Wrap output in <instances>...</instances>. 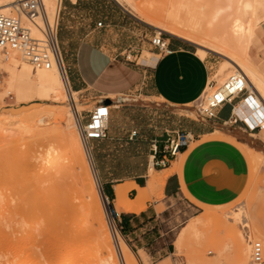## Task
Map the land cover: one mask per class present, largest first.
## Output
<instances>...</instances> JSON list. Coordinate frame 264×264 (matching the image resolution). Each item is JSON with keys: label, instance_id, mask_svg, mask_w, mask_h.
<instances>
[{"label": "rangeland", "instance_id": "obj_1", "mask_svg": "<svg viewBox=\"0 0 264 264\" xmlns=\"http://www.w3.org/2000/svg\"><path fill=\"white\" fill-rule=\"evenodd\" d=\"M64 1L62 0V5ZM229 3L230 0H132L133 7L132 9H128L139 17L137 18L129 11L139 25L135 24L136 28L125 30V34L127 33L131 36L129 40L133 46L121 57L136 63L139 62L141 54L144 57L151 56L150 51L157 50L152 44V39L156 35L159 36L162 33L163 38H166L168 35L174 36L165 31L159 33L157 28V26L166 27L171 17L185 20L188 19L187 17H192L194 20L200 22L201 25H204L208 22L209 17L217 15V19H215L216 32H222L226 27L225 24H228V21H230L229 15L233 14L236 9V4L232 2L230 3L231 7L228 8ZM12 11L13 8L11 6ZM259 16L262 18L264 24V10L260 11ZM225 20L227 23H225ZM144 21L148 22V24ZM137 34H141L139 37L141 38L139 54L136 51L138 49L136 47ZM260 38L264 39V32L260 34ZM84 41L85 38L79 30L78 36H74L73 43H69L67 46L70 57L74 56L79 45L84 43ZM196 47H198V54L202 58H208L211 71L210 80L212 82L210 86L214 89L221 86L219 78L216 77H220L221 73L219 72L224 68L223 66L228 65L227 58L223 54L199 45ZM137 54L138 56H136ZM8 56L14 58L12 65L19 69V76L17 79L14 78L10 69L0 65V184H3L0 186L1 188L4 187L5 191L3 192V189L0 188V192H2L0 204L3 202V206H8L6 209H10L11 207L12 211L14 210V212L19 213L22 202L21 198L26 196L25 200L30 201L31 194L35 190V187L32 188L29 185V174H31L33 180H35L33 176L38 174L41 177L40 182H42L45 178L42 177V168L45 169L44 158L47 156L49 147L58 146L59 142L57 143L56 139L51 140L52 137H49L48 133L40 132L36 137L31 132L24 133V128L21 129L23 126L18 125V122L14 123L15 121H20L21 123L31 125L34 129L40 126V131L50 132L52 129L55 130L58 124H64L68 109L66 107L70 108V105L67 102L66 86H64L63 89L67 97L66 101L64 103H54L56 105L55 113L53 116H49L48 113L51 110L49 99H53L52 96H49L51 86L59 85V83L63 84L60 72H50V69L35 71L31 65L21 59V56L19 57V55L16 56L14 54ZM66 65L68 67L67 62ZM23 73L25 74L23 75ZM230 75L231 73L226 75L224 80L226 81ZM33 81L36 86H32ZM139 93V91L130 92L129 95L122 96L130 98V101L121 102L118 98H115L113 99L114 102L110 104H118L119 106L111 107L109 138L103 140L93 150L95 167H93L84 149L86 159L88 158V165L90 164L91 174L95 180L106 225L114 237L113 248L114 252H116L117 263L111 258H107V264H122V261L119 259L117 253L115 240L117 235L114 236L111 229V219L100 187L101 180L105 174L120 178L145 171L150 155L153 152L151 150L154 143L153 140L156 137L161 138V134L167 129H178V124H180L178 120L196 118L198 115L197 106L200 105V102L197 101L189 106H185L184 109L191 111V113H188V117H180L179 113H175L173 109L156 108V106L145 104L144 101H141L142 99L137 97ZM77 95L83 98L81 110H90L91 107L84 103L99 98L98 94H91L87 91L74 94V97ZM187 111L179 112L187 114ZM77 123L75 121V129L80 136ZM133 130L137 131L133 140L134 142L129 139L130 132ZM171 134L172 138H174V133ZM218 136H224L235 142L248 158L250 176L244 192L234 202L221 206H210L197 202L191 198L187 191V195L179 193L172 198H165L156 194V198L159 199L160 204L159 211L162 213L146 229L151 232L154 231L148 240H164L163 244L167 249V256L175 259V264L264 263V255L262 260H253L251 256L252 242L260 241L264 252V153L227 137L219 130L212 135V137ZM33 156H36V158H33ZM183 158L184 155L181 154V160L174 164V168L177 171L181 169ZM79 177L83 180L85 173L82 171ZM2 178L6 180L4 181ZM149 182L147 184L148 187ZM49 189L50 187L47 183L42 193L47 194ZM159 189L158 187H149L150 195ZM4 193H6L7 197L4 196ZM2 194L4 195L2 196ZM73 194L72 190L59 192L54 201L59 207L60 222L63 225L70 224L72 233L64 234L61 231V233L55 237H51V239L34 241L21 237V234H11V229L7 227L6 250L9 252L8 257L20 259L19 264H49L50 261H54L55 264H69L74 254L69 255L67 240H74L79 235V232L88 226L86 211L83 209L78 198H72V200L75 206L81 207V211L79 210L80 212L74 217L69 212L71 208L69 196L75 197L76 194ZM238 208L246 213L245 215H247L250 224L254 228L253 231L244 227L240 220L230 214ZM44 226L45 224L42 223L37 227L42 229ZM101 231L103 233V229ZM150 249L152 250V248ZM91 252H88L89 258L93 260L90 259V262L87 261V264H98L100 256L95 255V251L90 254ZM14 254H18L20 258H16L17 256H13ZM134 254L138 264H142L140 257L136 253ZM107 255L108 251L106 250L103 254L104 258L108 257ZM96 256L99 258L98 261H96L97 258L94 259ZM142 256L144 264H151L147 260L146 255L142 254ZM170 259L169 264H171ZM18 260H15V263L19 262Z\"/></svg>", "mask_w": 264, "mask_h": 264}, {"label": "crops", "instance_id": "obj_2", "mask_svg": "<svg viewBox=\"0 0 264 264\" xmlns=\"http://www.w3.org/2000/svg\"><path fill=\"white\" fill-rule=\"evenodd\" d=\"M60 8L58 39L68 64L70 82L75 92L98 94V99L92 98V101L84 103L91 109L106 100L112 104L115 98L139 91L137 97L145 104L173 109L180 117H188V113L182 114L179 111H187L184 107L197 102L212 85L208 58H202L198 54L197 45L176 36L164 37L168 45L164 52L150 51L152 55L147 57L141 54L136 63L122 58L121 55L133 46L129 40L131 36L125 34V30L136 28L134 25L139 23L130 14L133 12L117 0H65L63 5L61 2ZM100 22L101 26L98 25ZM79 30L85 41L79 45L74 56L70 57L67 46L73 43ZM141 34H137L136 38L138 54ZM250 55L264 74V39L252 46ZM32 86H36L34 81ZM250 86L253 85L249 84L247 91L219 108L215 118L206 119L197 115L190 120H178V129H167L161 134V138L156 137L145 171L120 178L104 175L101 184L105 194L121 214L122 235L133 252L140 257L142 264V254L147 256L151 264H169L170 258L171 264H175V259L167 256L164 240H148L154 231L146 229L162 213L159 211L160 204L156 194L172 198L179 193H188L193 200L202 204L221 206L234 202L244 192L250 176L246 154L232 140L212 135L219 130L227 137L264 153V128H249L245 119L249 118L255 124L256 118L238 109L239 106L246 105L253 108L254 106L245 102L246 97L252 95L256 101L260 100L264 112L263 95L256 87ZM134 132L137 134L133 130L129 135L132 141L136 136ZM171 133L175 137L177 133H188L192 138L189 145L175 157L167 152L172 139ZM102 141L94 140L93 148ZM181 154L184 158L181 169L177 171L174 164L181 160ZM163 159H169L164 167L158 165ZM151 168L158 175L166 174L167 177L164 185L147 198L145 208L137 211L118 206V186L134 181L135 184H130L126 190L128 198L134 201L139 194V187H146L151 179ZM247 221L249 222L248 218ZM249 225L253 231L250 222ZM164 252L166 253L162 254Z\"/></svg>", "mask_w": 264, "mask_h": 264}, {"label": "bare ground", "instance_id": "obj_3", "mask_svg": "<svg viewBox=\"0 0 264 264\" xmlns=\"http://www.w3.org/2000/svg\"><path fill=\"white\" fill-rule=\"evenodd\" d=\"M20 1L22 0H0V13L12 15L14 12H11V6L12 8H14L15 5H18ZM117 1L127 8L132 9L133 7L132 0ZM44 2L50 14L56 12L55 14L51 15H57L59 13L61 9L60 6L62 0H44ZM231 2L236 4L235 12L229 15L230 21H228V24H225L226 27L220 33L216 32L215 27V19H217V15L209 17L208 22L204 25H201L200 22L194 20L192 17H187L191 21H188V19L185 20L178 17H171L169 19V24L166 27L157 26L158 32L161 33V31H165L169 34L187 40L191 43L197 44L203 48L223 54L227 58L226 61L228 65L223 66L224 68H222L219 72L221 73V75L219 74L220 77H216L219 78V84H223L225 82L224 78L226 77V75L230 73L235 74L238 71H243L249 83L256 87L258 90H260V94L263 95V98L264 74L254 63L250 55V50L252 46L256 45L257 42L261 40L260 34L264 32L263 20L259 16L260 11L264 10V0H230V3ZM230 3L228 5V8L231 7ZM225 23H227V21ZM11 54L18 56L16 53ZM8 55H0V65L10 69L12 72V76L17 79V77L19 76V69L12 65L14 58ZM57 71L59 70L56 67L50 68V72ZM24 72H26V70H24ZM64 86H66L64 78L63 84L59 83V85L56 84L51 86L49 96H52L53 99H49V102H51V110L48 113L49 116H53V114L55 113L56 105L54 103H64L67 97V102L68 100H70L69 95L67 94V97L65 95L63 89ZM65 88L67 93V86ZM213 90L214 88L209 86L206 92L203 94L202 99L208 98ZM74 94H78V92H75L74 90ZM82 99L83 98L78 95L75 96L73 99V102L79 111L81 110V104L83 102ZM257 101L258 103H260V100L257 99ZM260 105L261 106L259 108H250L247 105L239 106L238 109L244 112L245 114H252L256 118V121L262 126V128H264V112H262L261 109L262 103H260ZM66 108L68 109L66 111V118L64 119V126L58 124L57 128L55 130L52 129L53 131L51 130L50 132L40 131V126L38 127L37 125L36 126L38 127V129H36L37 127L34 129V127L32 128L31 125L21 123L20 121H15L14 123L16 124L18 122V125L23 126L21 127V129L24 128V133L31 132V134L35 137L40 134V132L48 133V136L52 137L51 140L56 139L55 141L57 143L59 142V145L50 146L48 149L47 156L44 158L45 169L42 168V172L44 173V176L42 173V177H45L42 182H40L41 177L38 174L33 176L35 180H33L31 174H29V185L32 188L35 187V190L31 194L30 201L25 200L26 196H21L22 202L20 205L21 207L19 209V213L14 212V210L12 211L11 207L10 209H6L8 206H3V202L1 203L2 205L0 204V264L20 263V259L18 260L15 258L8 257L9 252H7L6 250L7 227L11 229V234H21V237H25L28 240L34 241H38L41 239H51V237L57 236L59 233H61V231L64 234L72 233V227H70V224L63 225L60 222L59 207L54 202L57 193L71 190L76 195L75 197L69 196V203L71 204L69 212L74 217L78 212L81 211V207L78 208L77 206H75L72 200V198H78L81 202L83 209H85L86 211L88 217V226L86 228H83L74 240H67L69 245V255L71 256L74 254V257H71L73 259L70 258L71 260L69 261V264H87V261L91 259L89 258L90 255L88 252L91 251H95V255L97 254L100 256V261H98L99 258H97V256L94 257V259L97 258L96 261L99 262L98 264H107V258H111L115 262L117 260L116 252H114L113 248L114 237L106 225L104 213L101 210V203L97 192L95 180L89 168L90 164L88 165V158L86 159L84 147L81 143L80 136L78 135L75 129V121L76 123L78 122L76 113L72 106H70L71 109L68 106ZM187 113H191V111H187ZM33 125L35 126V124ZM34 157L36 158V156H33V158ZM82 171L85 173V178L83 180H81L79 177ZM151 176L152 177L149 182V187L151 188H161L162 185H164L165 177H167L166 174L157 175L153 168H151ZM2 179L4 180V178ZM3 180L2 182L4 183L6 179L4 181ZM45 182H47L50 187V189L47 191V194L42 193V191L45 190V185H47V183L44 184ZM130 184L135 183L133 181V183H126L124 185L118 186L117 205L122 206L126 210L135 209L137 211H141L145 208V202L150 196L149 187H139V194L137 198L133 201L130 200L126 194V190L128 189V186L130 187ZM1 189H3V192H5L4 187H2ZM1 193L2 192H0V195ZM4 194H2V196L4 195L5 197H7L6 193ZM230 214L233 215L234 218L240 220L244 227L250 229L249 222L247 221V215H245L246 213L242 211V209H235ZM42 223L45 224L44 228L41 229L37 227ZM101 229H103V233ZM115 240L117 245V253L119 259L122 261V264H138L134 256V252L132 251L128 243L125 241L122 234L119 233L116 236ZM106 250L108 251V257L104 258L103 254ZM93 252H91L90 254H92ZM13 256H17L16 258H20L18 254H14ZM14 259L18 260L19 262L15 263ZM49 264H55V262L50 261Z\"/></svg>", "mask_w": 264, "mask_h": 264}, {"label": "built area", "instance_id": "obj_4", "mask_svg": "<svg viewBox=\"0 0 264 264\" xmlns=\"http://www.w3.org/2000/svg\"><path fill=\"white\" fill-rule=\"evenodd\" d=\"M61 9L57 15H51L44 0H22L18 5H15L12 15L0 13V53L4 55L16 53L35 70L52 67L59 70L67 86V94L70 98L68 102L77 116L79 134L86 155L95 167L92 142L108 137L112 106L99 103L91 110L79 111L74 104V90L58 39ZM98 25L101 26L102 23L100 22ZM152 44L160 52L167 50L168 45L162 33L152 39ZM249 84L243 71L231 74L221 86L212 91L208 98L202 99L201 97L198 100L200 102V105L197 106L198 115L206 119L215 118L217 110L247 91ZM245 102L255 108L261 106L252 95H248ZM245 121L251 129L262 128L258 122L252 124L249 118H246ZM135 134L136 132H134ZM190 140H192L190 134L177 133L175 138L170 139L167 152L175 157L179 154L181 147L189 145ZM168 162L169 159H163L158 162V165L164 167ZM100 187L111 219L112 232L114 236L118 233L122 234L121 214L105 194L102 184ZM262 255V243L260 241L252 242L251 256L253 260H261Z\"/></svg>", "mask_w": 264, "mask_h": 264}, {"label": "water", "instance_id": "obj_5", "mask_svg": "<svg viewBox=\"0 0 264 264\" xmlns=\"http://www.w3.org/2000/svg\"><path fill=\"white\" fill-rule=\"evenodd\" d=\"M118 100L123 102V101H130L131 99L130 98H125V97H119ZM104 103L110 104V101L106 100V101H104Z\"/></svg>", "mask_w": 264, "mask_h": 264}, {"label": "trees", "instance_id": "obj_6", "mask_svg": "<svg viewBox=\"0 0 264 264\" xmlns=\"http://www.w3.org/2000/svg\"><path fill=\"white\" fill-rule=\"evenodd\" d=\"M185 147L183 146V147H181V150H183Z\"/></svg>", "mask_w": 264, "mask_h": 264}]
</instances>
